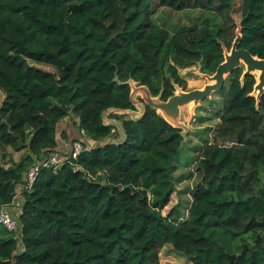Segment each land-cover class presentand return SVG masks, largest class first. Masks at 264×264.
Listing matches in <instances>:
<instances>
[{
    "label": "trees",
    "instance_id": "trees-1",
    "mask_svg": "<svg viewBox=\"0 0 264 264\" xmlns=\"http://www.w3.org/2000/svg\"><path fill=\"white\" fill-rule=\"evenodd\" d=\"M236 1L157 0L212 14L172 33L154 22L153 0H0V206L56 150L70 115L99 144L56 174L41 171L23 192L20 233L0 224V264H161L165 246L191 264H264V95L257 107L255 75L241 80V67L226 80L214 140L192 161L202 178L188 188L185 218L181 205L165 214L183 130L150 107L139 120L108 117L122 123L121 140L105 120L108 110L135 109L130 80L167 101L176 86L186 91L181 68L214 74L239 28L240 48L264 60V0H239V21ZM8 148L27 153L7 161Z\"/></svg>",
    "mask_w": 264,
    "mask_h": 264
},
{
    "label": "rangeland",
    "instance_id": "rangeland-1",
    "mask_svg": "<svg viewBox=\"0 0 264 264\" xmlns=\"http://www.w3.org/2000/svg\"><path fill=\"white\" fill-rule=\"evenodd\" d=\"M154 6L152 11V18L154 22L159 24L162 27H165L170 32H176L182 28H190L195 25L201 24L205 20L213 21L212 14L208 12H203L200 10H187V11H173L169 8L159 7L157 0H153ZM241 1H236V6L234 8L233 16L239 21L241 20ZM32 65L43 69L45 71L57 74L58 71L52 66H47L43 64H37L30 61ZM196 68H181L180 74L185 77L187 81L186 91L190 90V87H201L203 88L208 84V80L195 75L198 71ZM257 74V73H256ZM258 77V74L256 75ZM191 81V82H190ZM228 85L223 91L219 93H214L213 97L210 100L201 102L200 106L193 108V104L188 105L182 109V122L184 123L186 132L184 133L185 143L182 147L180 154L178 156V162H176V168L174 171V177L176 179V192L172 196L171 203L166 207L165 214L169 213L174 207L181 205V218H185L187 215V209L190 207L191 196L189 195L188 188L195 187L202 178L201 170L197 165L196 161H192L199 156L196 149L198 146L204 143V140L209 139L210 141L214 140L215 132L218 127L219 119L217 114L225 106L227 98ZM5 99V94L0 90V106ZM136 111L140 110L136 108ZM108 123L113 125L115 133L112 139L121 140L123 138L122 133V123L117 120H110L105 116ZM126 118H131V116H125ZM68 123L65 126L60 125L58 127V146L60 145L59 150L63 155H69L73 148L75 142L83 139V145L88 146L87 138H84L81 134V131L78 128V123L74 122L77 118L74 115H70L68 118ZM132 119V118H131ZM74 126V127H73ZM75 129V131H74ZM205 129H210L208 133H205ZM110 140H105L107 142ZM103 144V143H100ZM97 143L95 146H98ZM94 146V147H95ZM12 149V148H11ZM12 155L15 156V151L12 149ZM25 153H18L16 158H22ZM7 159V158H6ZM5 159V161H6ZM161 264H191L184 257L176 253L171 246H165L161 249Z\"/></svg>",
    "mask_w": 264,
    "mask_h": 264
},
{
    "label": "water",
    "instance_id": "water-1",
    "mask_svg": "<svg viewBox=\"0 0 264 264\" xmlns=\"http://www.w3.org/2000/svg\"><path fill=\"white\" fill-rule=\"evenodd\" d=\"M237 37L233 42L231 50L224 47L225 60L221 63L216 72L212 75L203 74L198 71L196 75L208 80V84L202 89H194L184 91L179 86H176V92L167 101H163L160 96L153 97L150 89L147 86L138 85L135 81L130 80L128 84L131 87L130 101L135 109L131 110H108L107 116L117 114L121 116H131L134 120H139L144 117L148 107L155 109L171 126L186 132L184 123L182 122V109L193 104V108L200 106L201 102L210 100L214 93L223 91L226 86L228 76L238 68L245 69L241 80L247 75H255L259 72L257 83L254 87L252 96L256 97V106L260 105V98L264 95V60L253 56L248 50L240 48L242 40L240 28L236 32ZM257 75V74H256ZM136 108L140 111L137 112ZM106 120V117H105ZM106 122H108L106 120ZM247 248V246H246ZM231 263L236 259L235 255L230 256Z\"/></svg>",
    "mask_w": 264,
    "mask_h": 264
},
{
    "label": "built area",
    "instance_id": "built-area-1",
    "mask_svg": "<svg viewBox=\"0 0 264 264\" xmlns=\"http://www.w3.org/2000/svg\"><path fill=\"white\" fill-rule=\"evenodd\" d=\"M115 131V129H112L113 135ZM81 134L84 138H87L84 131H81ZM82 140L83 139L74 143L69 155H63L58 151H53L47 158L37 161L28 168L22 183L17 187L16 196L12 203L8 206H0V224L2 226H4L9 232L17 235L20 233L21 227L18 219L22 213L24 203L23 192L31 191L41 171L51 170L56 174L64 164L72 163L73 160H76L84 150L94 148L97 144L96 141L89 139L88 146H84L82 144L84 140Z\"/></svg>",
    "mask_w": 264,
    "mask_h": 264
},
{
    "label": "crops",
    "instance_id": "crops-1",
    "mask_svg": "<svg viewBox=\"0 0 264 264\" xmlns=\"http://www.w3.org/2000/svg\"><path fill=\"white\" fill-rule=\"evenodd\" d=\"M191 68H196V67L194 66V67H191ZM191 68H190V69H191ZM197 69H198V68H197ZM195 75H196V73H195ZM183 78L185 79V77H183ZM190 82H191V81H190ZM203 88H204V87H203ZM194 89H202V88H201V87H194V88H193V87H192V88L190 87V90H194ZM212 97H213V96H212ZM75 121H76V120H75ZM75 121H74V122H75ZM67 123H68V119L63 120V122H62L61 124H59V126H60V125L65 126V124H67ZM73 127H74V126H73ZM74 131H75V129H74ZM57 142H58V138H57ZM58 143H59V142H58ZM59 149H60V145L57 146L56 150H59ZM12 152H13V151H12L11 148H8V149H7L6 153L9 155V156L7 157V161H10V159H11V160H13L14 162H18V161L20 160V158H16V155H17L18 153H21V152L15 153V156L12 155ZM22 153H25V154H26L27 152L22 151ZM0 156H1V155H0ZM7 161H6V162H7ZM11 164H12V163H8V164L6 165V167L11 166Z\"/></svg>",
    "mask_w": 264,
    "mask_h": 264
},
{
    "label": "bare ground",
    "instance_id": "bare-ground-1",
    "mask_svg": "<svg viewBox=\"0 0 264 264\" xmlns=\"http://www.w3.org/2000/svg\"><path fill=\"white\" fill-rule=\"evenodd\" d=\"M257 74H258V76H259V74H260V73H259V72H257Z\"/></svg>",
    "mask_w": 264,
    "mask_h": 264
}]
</instances>
